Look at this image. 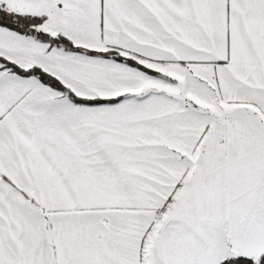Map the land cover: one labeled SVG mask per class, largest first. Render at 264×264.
Instances as JSON below:
<instances>
[{"label":"snow or ice","instance_id":"obj_1","mask_svg":"<svg viewBox=\"0 0 264 264\" xmlns=\"http://www.w3.org/2000/svg\"><path fill=\"white\" fill-rule=\"evenodd\" d=\"M0 264H264V0H0Z\"/></svg>","mask_w":264,"mask_h":264}]
</instances>
